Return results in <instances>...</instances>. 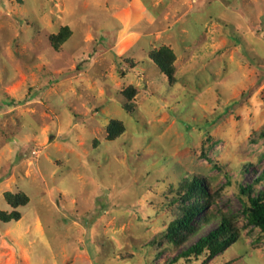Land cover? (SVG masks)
Wrapping results in <instances>:
<instances>
[{
	"label": "rangeland",
	"instance_id": "1",
	"mask_svg": "<svg viewBox=\"0 0 264 264\" xmlns=\"http://www.w3.org/2000/svg\"><path fill=\"white\" fill-rule=\"evenodd\" d=\"M162 47L174 84L149 58ZM262 175L264 0H0V212L28 198L0 221V264H264L240 192ZM192 176L212 220L176 246ZM222 215L234 245L178 258Z\"/></svg>",
	"mask_w": 264,
	"mask_h": 264
},
{
	"label": "trees",
	"instance_id": "2",
	"mask_svg": "<svg viewBox=\"0 0 264 264\" xmlns=\"http://www.w3.org/2000/svg\"><path fill=\"white\" fill-rule=\"evenodd\" d=\"M71 31L68 27L62 28L57 35L50 37L52 47L58 49L70 37ZM150 60L168 79L170 84L175 81V53L168 47H162L149 54ZM133 94V89H130ZM126 93V92H125ZM128 97H131L126 93ZM128 110V107L126 108ZM108 140L114 141L123 134L125 128L119 121H112L108 126ZM264 175L256 179L259 183ZM254 184L240 187L241 195L246 197L248 202L244 205V213L248 224L258 228L264 233V191L255 192ZM179 194L182 197V214L170 223L164 235L176 246L184 245L190 238L195 236L212 219L207 209L210 205L211 194L200 177L192 176L180 184ZM6 201L14 208L11 213L0 212V221L4 223L17 222L21 219V213L17 210L28 203L25 195L6 194ZM240 238V230L232 217L222 215L218 225L207 235L201 236L197 242L184 250L178 258L189 261L192 258H199L205 253L214 257L222 254ZM176 263L177 260H174Z\"/></svg>",
	"mask_w": 264,
	"mask_h": 264
}]
</instances>
